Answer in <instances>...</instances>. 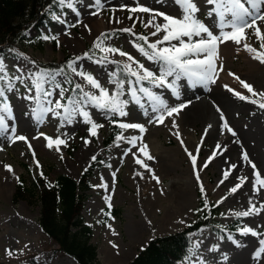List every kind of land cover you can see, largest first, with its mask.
Segmentation results:
<instances>
[{"label": "rangeland", "instance_id": "obj_1", "mask_svg": "<svg viewBox=\"0 0 264 264\" xmlns=\"http://www.w3.org/2000/svg\"><path fill=\"white\" fill-rule=\"evenodd\" d=\"M111 1L101 0L103 7L99 10V14L102 15L108 28L100 32H97L89 22L90 18L99 15L91 14L97 11L95 0H72L74 10L66 6V0L65 4L55 8L46 27L29 28L25 32L26 39L18 43L15 50L7 51L0 56L12 84V90L8 91L7 84L0 82V87H4L7 102L11 107L10 117L8 114L0 113L4 115L5 124L8 126L7 130H0V264H27L31 257H34L37 263L76 264L72 258L62 253H54V256H51L52 249L57 246L51 243L39 226L38 202L35 200L31 203L26 200L15 202L13 194L20 178H24L26 184L34 177H43L47 183H51L57 175L66 174L78 181L80 173L92 163L97 167L90 176L91 188L86 192L88 198L85 200L81 215L84 222L92 227L91 241L97 246L99 264H126L134 258L149 238L179 230L189 223L192 219L190 216H193L198 206L197 191L201 190V186L204 189L202 193L207 207L209 208L210 205L218 207L214 220L223 228L224 235L218 236L207 227L200 228L193 233L191 255L180 264H264V253H261L259 259H254V252L260 247L259 241L264 239V188L257 184L258 191H254V169L252 167L248 169L252 195L248 201H245L237 191L231 193L230 189L247 179L238 182V174L234 173L224 180V172L230 173V170L223 169L221 172L214 159L204 167L214 146L210 145L211 139L210 141L205 139L209 127L203 120L189 122L184 126L179 120L180 112L171 117L165 113L164 123L158 124L155 116L159 113L152 112L155 101L139 91L141 87L148 88L169 106H176L205 100L206 95L215 89L221 79L230 80L231 85L227 86L225 91L230 93L228 89H232V92H240L248 97V100L242 101L229 96L231 101L224 104L221 111L228 125L232 126L238 135H228L223 127L220 128L221 132L225 137L233 140L253 132L254 139L252 138L251 141L252 144L258 145L260 154V160L254 156L255 170L260 173L261 179H264V108L259 107V104L264 103L259 96L264 79V63H260V69L253 72L254 66L250 65V62L255 61L254 59L241 58V61H238L233 55L228 56L223 60V65L227 67L226 71L216 67L217 71L213 75L215 83H196L194 77L187 76L177 79L176 91L179 93V99L168 87H156L147 81L137 84L135 77L132 76L123 83L121 89L114 80L115 64H120L123 68L125 64H130L133 70L139 71L137 65L132 64L126 57L103 52L98 47L95 48L99 50L100 56L80 54L88 44L94 45L100 38L103 39L104 47H116L129 53L136 61L143 64L144 68L158 76L161 62L149 60L137 50V45H141L146 51H151L138 37L149 35L150 31H154L144 26V23L152 18L153 13H130L127 9L139 5L148 7L153 12L179 15L180 8L174 0H115L110 4ZM195 2L200 8L197 17L218 34L221 22L215 12L208 14L214 6L207 5L205 0H195ZM130 15L133 17L132 20L128 19ZM116 19L121 23H115ZM155 22L163 23V20L157 17ZM257 24L264 33L263 21H258ZM121 28H132L136 35L121 32L119 31ZM253 31L255 29H252L250 34ZM102 33L109 34L111 38L104 39L101 37ZM44 36L50 39L45 40ZM247 38L251 39L250 35ZM155 39L156 37L149 36L150 41ZM250 42L251 47L258 50L264 40H257L255 45L253 41ZM65 55L75 57L72 60L75 61L74 67L81 73L92 75L109 91V94L119 88L123 90V96L130 95L131 99L128 100L130 102L124 109L127 115L124 117L115 115L118 116L119 123H139L144 126L145 131L140 133L139 130L120 129L119 135H122L123 139H116L106 146L103 139L109 130L104 111L96 109L91 104L82 102L80 104L81 109L89 113L94 123L102 125L96 130V136L90 135L91 125L85 123L79 113L69 123L65 119L66 114L63 109L56 110L59 115L43 112V109L54 106L47 101L54 102L60 99L61 89L66 90L65 99L61 103L68 105V78L62 72L58 75L53 74L52 79L43 85V90L51 92V96L45 99L41 94L38 104L37 93L30 77L37 72L49 73L40 67L38 62L61 61ZM104 56H107L106 60L101 59ZM70 71L76 83L80 84L84 91L98 95V90L93 89L86 80L73 73L71 69ZM16 77L19 79H15ZM236 77L253 86L257 93L253 99L249 98L246 94L249 92ZM173 79L174 77L167 78L169 83ZM132 90L136 91L135 97L131 95ZM81 96L79 90L77 97L72 99L79 101ZM253 100L256 103H252ZM173 121L177 125L175 128ZM12 128L16 130L15 135H24L27 140L13 141ZM206 129L205 136H201L200 134L205 133ZM41 133L44 135H40ZM191 133L194 134V139L199 135V139L191 140L193 146L191 143L190 147L186 145V141H189L188 136ZM44 136L52 139L59 137L65 141V144L59 145V150L56 145L48 148ZM133 136L141 137L135 147L128 143V139ZM141 144L147 146L146 151L153 157L152 160H147L144 154L139 152ZM231 146L230 141L221 145L224 149H229ZM170 150H173L180 160L177 159V166L171 167L170 172H167L160 168L162 158L160 155L167 156ZM234 150L237 152L235 145L234 149L230 148L228 152L234 153ZM189 152L197 157L199 172L195 171L194 174H192L194 171L191 173L188 171V163L191 161ZM93 156L99 161L92 160ZM133 157L144 160L151 172L138 165L137 172L140 173L133 174L135 163L131 161ZM4 165H11L13 172L7 171ZM175 167L176 169H173ZM185 168L187 173L179 174L182 169L185 172ZM153 175L158 177L159 182L152 178ZM186 175L191 179L187 198L184 193L177 192L184 186ZM221 180H224V183L221 184ZM175 183H178V186L171 191L170 186ZM180 195L183 196V201ZM244 202H246L245 206ZM107 206L111 209H119V213L101 222ZM253 206L258 211L251 215L246 217L235 215ZM237 219L241 223L240 228L236 231L230 230L228 225ZM244 228L252 229L257 235L243 232ZM6 250H10L12 255H8ZM50 256L52 259L48 260Z\"/></svg>", "mask_w": 264, "mask_h": 264}, {"label": "snow or ice", "instance_id": "obj_2", "mask_svg": "<svg viewBox=\"0 0 264 264\" xmlns=\"http://www.w3.org/2000/svg\"><path fill=\"white\" fill-rule=\"evenodd\" d=\"M59 2L63 5L66 3V0H59ZM174 2L180 8L179 15L167 14L163 12H153L152 9L144 6H134L128 8L127 10L130 13H150L152 12V18L149 19L144 26L146 28H152L154 31H150L149 35H141L138 37L139 40L143 41V45H146L147 49L151 51H146L144 46L137 45V50L144 55L147 59L152 61H159L162 63V68L160 70V74L157 76L152 71L144 68L143 64H140L136 61L129 53L124 52L116 47H104L103 39L98 38V41L94 43V47L100 48L101 51L106 53L119 54L122 57H126L128 61L132 64L137 65V70H133L130 64L124 65V70L132 77H135V82L140 84L142 81H148L152 85L156 87H168L173 91V94L179 99V93L176 91V80L181 76L194 77L196 83H215L213 79V75L216 73L217 68L215 65V60L218 58V45L223 44L227 41H232L236 44H240L242 40H244L247 36V29H255V36L258 39L264 38V34L261 33V29L259 28L257 22L264 21V0H205L207 5H213L214 7L208 13L209 15L212 12H215L216 15L220 18L219 25V33H215L209 26L204 24L198 17L197 13L200 11V8L196 4L195 0H174ZM66 6L69 9L74 10V6L72 0H67ZM95 6L97 8L96 12L91 13L92 15H98L99 10L102 9L103 5L101 4V0H95ZM161 17L163 23H156V18ZM128 19L132 20L133 17L130 15ZM115 23H121L119 19L115 20ZM74 26V25H73ZM87 27V25H85ZM230 29V31H225V29ZM121 32L130 33L133 36L136 35L132 31V28H121L119 29ZM149 36L156 37L155 41H150ZM101 37L104 39H110L111 37L108 34L102 33ZM43 39L48 40L50 37L44 36ZM51 39H56L55 37H51ZM176 43H173V42ZM165 45V46H161ZM261 48H264V43H262ZM243 47L250 51L255 52L256 49L252 48L249 44L245 43ZM88 53H85L87 56ZM258 59L261 63H264V53H260L253 57ZM79 59V57L77 58ZM102 60H106L107 56L101 58ZM75 61L68 62V68L72 70L76 75L81 76L86 82L93 88L98 90V95L89 93L84 91L80 84H76L73 91L79 89L82 93L81 100H73L72 98H68V105L62 104L61 101L65 99L64 97V89H61L60 99L56 101H47L49 104H54L53 107L43 109V112H53L56 115H59L56 112L57 109H63L65 115V119L71 123L73 117L79 113L84 118V122L90 124L89 133L91 136L97 135V129L102 127L97 123H94L87 111H83L80 107L81 102L84 104H91L98 110L106 111L111 114H118L120 117H124L127 115L125 112V107L127 104L126 100H121L120 96L123 95L122 90L113 92L109 94V91L102 87V85L95 79L92 75L81 73L74 67ZM222 70V66H221ZM20 71V69H17ZM62 71V70H61ZM142 73V74H141ZM60 74L59 72L56 75ZM230 75H234L233 73H229ZM53 77V74H49L46 72H37L33 73L30 79L32 80V86L37 93V103L39 104V98L42 94L45 99L48 96H51V92H47L43 90L44 83L49 82ZM168 77H174L171 83L168 82ZM47 78V79H46ZM240 80L239 77H236ZM15 79H19L16 77ZM0 82H4L7 84V90H12V84L10 82V77L5 69V65L3 60L0 59ZM122 89L124 81L116 82ZM243 88L247 89L249 93L253 96L257 95L254 91L253 86L243 80H240ZM56 87H60V85H56ZM227 87V86H226ZM229 91H233L232 89H228ZM140 92L145 93L146 96L155 101L152 105V112L159 113V115L155 116V121L158 124L164 123V115L171 117L174 114H179L181 110H183L187 105L181 103L176 106H169L160 96L151 92L148 88L141 87L139 89ZM131 95L133 97L136 96V91L132 90ZM240 100L245 101L248 100V97L240 94L239 92H234ZM260 95L264 96V93ZM252 103H256V101H251ZM260 108H264V103L259 104ZM217 112H220V119L224 121L223 129H227L228 132L235 135V132L229 127L227 121L225 120L224 114L219 107H217ZM35 111V109H34ZM0 113L8 114L11 116V107L7 102V97L5 96L4 87H0ZM147 114V112L145 113ZM115 122V121H113ZM118 126L121 129H134L139 130L140 133L145 131L143 125L139 123H119ZM7 125L5 124L4 115H0V130H7ZM173 127H177L175 121H173ZM211 127V125H209ZM13 132V141H26L27 138L24 135H15V128L11 130ZM207 129L205 130V134ZM40 135H44L41 133ZM47 140V147L52 148L54 145L57 146V150H59V145H64L65 141L57 137L56 139L49 138L44 136ZM177 138L179 139V134L177 133ZM117 140L123 139L122 135H117ZM141 137L133 136L128 139V143L132 144L133 147L136 146V142L140 140ZM87 144L88 141L86 140ZM183 145V141H181ZM217 148L221 146L217 144ZM31 149V145H29ZM147 146L141 144L139 147V152L143 153L147 160H152L153 157L149 155L146 151ZM185 151L187 149L185 148ZM197 151H199V147H197ZM127 154V152L125 153ZM193 168L197 167V157L192 155V153H188ZM219 153L214 152L211 157L208 158V161L205 162L204 167L208 166V162H210L216 155ZM34 155V154H33ZM135 156V153H133ZM244 161H247L252 168L254 169L253 175L255 176V181L253 183L254 191H258L256 185L259 184L262 188H264V179H261L260 173L256 171V165L252 163L248 154L246 152L242 153L241 157ZM96 157L93 156L92 160H95ZM135 162L141 167L147 169L151 172V169L148 168V165L141 160L140 158H136ZM5 169L9 172H13L11 165H4ZM237 165L231 164L230 168L235 169ZM224 180H227L230 173L228 171L224 172ZM154 180L159 182L158 177L153 175ZM18 179V178H17ZM238 180L248 179L247 177H238ZM197 180H199V176L197 175ZM224 180H221L220 183H224ZM242 183L236 184L234 187L230 189L231 193H235L240 187ZM204 189L201 186V192ZM251 203V202H250ZM205 207H207V203H205ZM258 211L254 206L249 208L247 211H240L235 213L238 217H246L251 215L253 212ZM243 232L249 233L252 235H257L252 229L244 228ZM260 247L254 252V259H259L261 257V253H264V239L259 241ZM116 247V245H113ZM8 255H12L10 250H6Z\"/></svg>", "mask_w": 264, "mask_h": 264}, {"label": "trees", "instance_id": "obj_3", "mask_svg": "<svg viewBox=\"0 0 264 264\" xmlns=\"http://www.w3.org/2000/svg\"><path fill=\"white\" fill-rule=\"evenodd\" d=\"M61 6L59 0H0V56L8 50H14L18 43L25 40V31L30 27L40 28L47 26L51 14L55 8ZM84 53L99 55L93 45H87ZM73 57L65 55L61 61L39 62L49 73L62 72L69 80L70 98L77 96L79 89L75 88V81L70 75L68 62ZM161 63V68H162ZM128 73L120 64H116L117 81H126ZM117 84V83H116ZM118 85V84H117ZM117 91L121 89L117 88ZM121 100L129 102V97L120 96ZM108 119L109 133L104 138V145L113 142L119 134L117 126L118 118L105 111ZM115 121V122H113ZM97 161V160H96ZM97 167L92 163L81 172L79 180L59 174L53 182L47 183L43 177H34L26 184L24 178H20L17 184L13 200H32L39 204L38 223L42 231L48 236L51 243L57 247L52 249L54 253H62L74 259L76 264H99L97 246L92 243V227L83 220L81 212L84 208V201L87 199V190L91 188L89 177ZM203 200L199 202V208H203ZM218 208L214 205L209 210H200L195 219L186 227L164 235L152 237L147 244L126 264H178L184 262L191 254L192 241L190 233L202 226H209L214 232L222 234L220 226L216 225L213 217L217 214ZM112 215L118 210H109ZM108 216L104 217L106 220ZM232 228H238V220L230 224ZM49 257V260L52 257ZM27 264L37 263L31 257Z\"/></svg>", "mask_w": 264, "mask_h": 264}, {"label": "bare ground", "instance_id": "obj_4", "mask_svg": "<svg viewBox=\"0 0 264 264\" xmlns=\"http://www.w3.org/2000/svg\"><path fill=\"white\" fill-rule=\"evenodd\" d=\"M114 2H115V0H112L110 4H113ZM101 16L102 15L99 14L97 17H93V18L89 19L91 26L97 32H100V31L104 30L105 28H108ZM219 20H220V18H219ZM263 25H264V21H263ZM251 30L252 29L246 30L247 36L250 35L251 39L248 40V38L246 36V38L244 40H242L239 45L232 42V41H227L223 44L218 45V58L215 60V65H216V67H218V69L221 70V66H222L221 71H226L227 67L225 65H223V60L225 58H227L228 56H232V55L234 57H236V59H238V61H241V58L254 59L255 61L250 62V65L254 66V67H252V69H253L252 71L253 72L258 71L260 69L261 66L259 64L261 62L258 59H255L253 57H255L256 55H258L260 53H264V48L260 47V49L256 50L255 52H250L243 47V45L245 43H247L251 46L252 43L250 41H253V43L255 45L257 40H259L254 34L255 31H253V33L250 34ZM226 31H230V29H226ZM261 33L264 34L263 32H261ZM261 39L264 40V38H261ZM239 69L241 70V68H239ZM230 85H231L230 80L221 79L217 83L215 89L213 91H210L209 94L206 95L205 100L196 101V102H186L185 104L187 106L184 108L183 111L182 110L180 111V119L179 120H180V123L184 124V126L187 125L189 122L195 123L196 120H203V122L208 127H209V125H211V127H209V133L205 137V139H207L209 141L211 139L212 141H211L210 145L214 146V149H213L212 153L209 154V157H211L214 152L219 153L213 159L215 160V164L219 167L221 172H223V169H229L230 175L237 173L238 177L247 176L248 179H251L250 175L248 174V169H249V167L251 168L252 166L247 161H244L241 157H242V153L246 152L248 154L250 160L252 161V163L255 164V162H256L254 156L260 160L258 145H254V143L252 144V141H251L252 138L254 139L253 132H250V133L248 132V134H244L243 136H240V139L236 138L233 140L231 138L225 137V135L221 132V129H220L222 127L223 121L220 119V112H217V110H216L217 107H219L221 109V107H224V104H226L228 101H231L229 96L239 99L236 95H234V92L229 91L230 93H228L227 91H225L226 86H230ZM261 86H262V88H261V92L259 93V96H260V99L264 100V96L260 95L261 93H264V79L262 80ZM246 94L249 96V98H251V99L254 98V96L251 93H246ZM217 117H218V119H217ZM229 127L235 132V135H238V133L236 132V130L232 126H229ZM225 131H226V133H228V135L233 136L232 133L227 131V129H225ZM200 135L205 136V133L202 132V134H200ZM188 139H189V141H186V145H189L191 147V143L193 146V142H191V140L192 141L198 140L199 135L196 137V139H194V134L191 133V134H189ZM226 141L231 142L232 146L230 148L234 149V145H235L237 152H235V150H234V153H230V152H228V150L230 148L224 149L223 147H220V148L216 147L217 144H219L221 146ZM120 149H121V146H120ZM169 152L170 153H167V156L162 155V154L160 155L162 157L161 163H160V168H161V170L167 171V172H170L171 167L177 166V163H178L177 159H179L178 155L175 156V154L173 153V150H170ZM136 158L137 157H133V159L131 161L135 162ZM231 164H235V165H237V167L235 169H231L230 168ZM173 169H176V167ZM138 170H139L138 164L135 162L133 165V174L140 173V172H137ZM188 171L190 173L194 171L192 174H194L195 171L199 172L198 164H197V167L194 169L192 161H190L188 163ZM183 173H187L186 168H185V172L183 171V169H182V172L179 171V174L183 175ZM186 177H187V175H186ZM248 179L244 183H242V186L237 190L239 195L241 197H243L245 199V201H248L252 195V192L250 191V187H249L250 183H249ZM190 182H191V179H189L187 177L186 182H184V186H182L177 191V192L184 193L186 195V198L189 194L188 189L190 187V185H189ZM238 182H239V180H238ZM177 186H178V183L172 184L170 186L171 191L176 189ZM180 198L183 201L184 198L182 195H180ZM245 204H246V202H244V206H245Z\"/></svg>", "mask_w": 264, "mask_h": 264}]
</instances>
